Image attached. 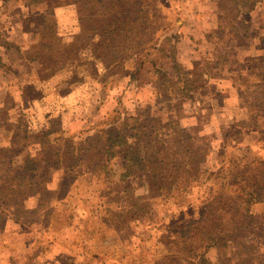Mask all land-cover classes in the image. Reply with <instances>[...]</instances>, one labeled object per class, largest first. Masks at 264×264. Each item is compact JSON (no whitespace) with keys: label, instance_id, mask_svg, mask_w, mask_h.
I'll return each mask as SVG.
<instances>
[{"label":"rangeland","instance_id":"rangeland-1","mask_svg":"<svg viewBox=\"0 0 264 264\" xmlns=\"http://www.w3.org/2000/svg\"><path fill=\"white\" fill-rule=\"evenodd\" d=\"M42 1L34 0L31 13L24 9L32 21L37 17L35 35L28 29L14 31L10 47H0V84L16 89L6 99L8 110L0 108V264H162L181 249L174 244L178 212L185 213L180 224L186 223L219 182H201L176 202L152 200L147 174L129 184L115 183L126 173L122 155L107 162L108 174L114 173L107 176L99 169L104 158L94 148L97 130L113 111L122 118L135 114L139 103L161 106L164 97H154L159 91L150 83L148 63L138 70L146 71L140 81L133 82L131 75L155 42L169 34L177 38L175 49L164 44V51L152 56L156 62L171 72L173 53L191 71L218 61L220 72L213 86L208 84V94L228 92L225 109L215 111L209 99L200 104L201 135L217 134L218 145L228 150L219 158L218 150L213 152L212 174L229 159H262L261 131L235 123L246 119L243 94L252 90L257 76L264 77V0H253L247 31L238 26L243 18L238 13L223 20V0ZM43 23L50 29L37 28ZM43 43L49 50L39 54ZM239 129L242 134L235 136ZM44 137L58 138L56 147L72 159H63L50 143L55 149L51 164L61 162L45 168ZM125 189L132 194L125 195ZM139 198L141 205L151 206L139 210L141 205H134ZM252 214L258 227L246 240L257 237L250 243L253 250L224 263L210 254L212 264H264V205L254 206ZM238 251L243 252L241 245Z\"/></svg>","mask_w":264,"mask_h":264},{"label":"trees","instance_id":"trees-1","mask_svg":"<svg viewBox=\"0 0 264 264\" xmlns=\"http://www.w3.org/2000/svg\"><path fill=\"white\" fill-rule=\"evenodd\" d=\"M120 1L144 3L148 0ZM33 2L34 0L31 3ZM43 2L46 0L41 3ZM223 2L225 5L220 7L225 10L223 20L232 13H238L243 17L242 24L238 26H241L243 31H247L251 25L250 19L255 8L253 0H223ZM110 17L105 16L106 20ZM37 28H42L43 31L50 29L44 23L38 25ZM160 38L152 46V53L148 55L151 57L147 56L142 59L139 69H135L131 79L133 82L140 81L146 71L140 74L141 71L138 72V70L148 63L151 68L150 83L159 91L154 97L155 99L164 97L160 103L161 106H151V103L144 102L145 104H138L139 107L135 114L126 113L121 118L119 111H113L107 116L97 130L94 147L98 146V153H101L104 158L102 168L99 169L107 176L114 173L109 170L111 172L108 174L107 162L122 155L121 159L124 162L126 173L119 175L115 183L129 184V179H134L140 174L142 176L147 174L149 182L153 184L152 192L155 194L152 200L165 203L186 198L191 189L199 186L201 182L218 181L217 191L211 199L206 200L198 211L187 215L189 219L186 223L180 224L185 219V213L178 212L181 218L177 221L179 225L177 231H174L176 236L174 244L181 246V249L175 251L173 256L168 255V258L166 257L167 259L161 263L180 264L179 261H181V264H212L209 260L212 258L210 254L215 255L216 260L221 263L228 262L230 256H243L252 251L255 245L250 243L254 242L257 237L251 240H246V238H250L249 234L254 236L255 229L258 227L255 224L257 217L252 214V208L256 205H264V157L253 161L243 160L245 157L236 160L229 159L223 163L224 167L219 169L217 174H212L216 170L215 165H209L213 159V152L218 150L215 155L219 158L224 157L228 150L227 147L218 145L217 134L201 135L205 124L200 104L204 106L207 101L205 99H209L215 104L213 105L216 107L215 111L224 108L223 101L228 92L225 89L218 90L215 91L216 96L208 94L207 90L208 84L209 87L213 86L212 79L215 73L220 72V69H217L218 61L195 67L191 71L186 70L173 53L169 58L171 72H167L152 56L159 52L162 53L164 44H169L172 50L175 49L178 41L169 34H164ZM47 46L43 43L39 54L49 50ZM31 58L35 60L39 57ZM262 60L260 64L264 66V60ZM257 77L259 79L257 78L256 83H252V90L243 94L248 108L246 119L237 121L235 126L259 130L261 131L260 136L264 137V77ZM143 78L145 79V76ZM189 110L190 114H188ZM193 119L194 122L189 123ZM202 119L203 123L200 122ZM242 131L240 129L235 131V136L242 134ZM57 141L58 138L50 140L48 137L40 140L44 147L42 161L47 169H52L51 167L61 162L51 164L52 157L50 156L55 149L60 156H63V159L65 156L72 159L70 155H66L67 152L61 151V147H56ZM50 143H54L55 149ZM75 150L72 148L71 152ZM88 153L89 151H86L85 155ZM49 170L45 176L51 173ZM207 173L209 176L205 177ZM202 177L205 178L204 181H201ZM129 193L132 194V191L124 190L125 195L128 196ZM140 201L144 200L139 198L134 205H141ZM150 206L151 204L145 203L139 207V210L144 211ZM109 237H112V233ZM177 240L180 241L177 242ZM240 245L243 252L238 251L236 254L235 251ZM177 254H182V257H178Z\"/></svg>","mask_w":264,"mask_h":264},{"label":"crops","instance_id":"crops-1","mask_svg":"<svg viewBox=\"0 0 264 264\" xmlns=\"http://www.w3.org/2000/svg\"><path fill=\"white\" fill-rule=\"evenodd\" d=\"M31 2L32 1L30 0H0V33H2L0 34V47H10L8 37H13L14 31H20L23 33L24 30L28 29L31 31V34L33 33L35 35L34 28L36 27L35 19L37 17L33 15L34 21H32L30 15L25 14L24 10L26 9L31 13L33 7ZM4 31H6V34ZM0 56H2V54ZM15 93L16 89L14 86L0 84V108L3 107V109L7 111L8 108L5 105L6 99L8 96L12 97ZM14 106L15 105H13L10 110L13 109Z\"/></svg>","mask_w":264,"mask_h":264}]
</instances>
